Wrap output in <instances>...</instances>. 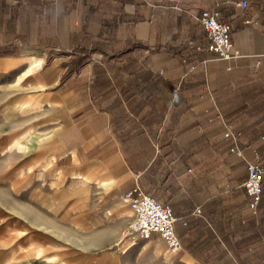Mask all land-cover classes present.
Returning <instances> with one entry per match:
<instances>
[{
    "label": "crops",
    "instance_id": "0c3cea01",
    "mask_svg": "<svg viewBox=\"0 0 264 264\" xmlns=\"http://www.w3.org/2000/svg\"><path fill=\"white\" fill-rule=\"evenodd\" d=\"M241 1L0 0L4 155L66 181L56 199L99 236L85 249L120 247L101 264H264V181L257 213L244 188L264 165V0ZM204 10L240 57L208 50ZM136 184L173 209L179 252L120 243Z\"/></svg>",
    "mask_w": 264,
    "mask_h": 264
},
{
    "label": "rangeland",
    "instance_id": "374dc122",
    "mask_svg": "<svg viewBox=\"0 0 264 264\" xmlns=\"http://www.w3.org/2000/svg\"><path fill=\"white\" fill-rule=\"evenodd\" d=\"M11 141L0 135V264H101L107 255L117 252L119 245L91 252L85 249L99 236L86 233L79 223L82 218L73 217L69 203L56 199L66 192V181L57 184L45 177L37 179L31 168L23 179L20 155H4L9 146H3ZM32 160L29 155L28 162ZM78 209L76 206V213Z\"/></svg>",
    "mask_w": 264,
    "mask_h": 264
},
{
    "label": "built area",
    "instance_id": "2783aa9c",
    "mask_svg": "<svg viewBox=\"0 0 264 264\" xmlns=\"http://www.w3.org/2000/svg\"><path fill=\"white\" fill-rule=\"evenodd\" d=\"M247 7L248 0L239 3ZM220 13L213 10H204L200 16V22L209 38L208 50L215 53L223 60L236 59L241 53L236 48L231 38V25L219 19ZM226 139L234 141L232 151L238 156H243V151L238 148V134L227 125ZM248 177L244 183L246 195L249 197V206L257 213L261 201L264 181V165L261 156L256 153L254 158L247 161ZM125 199L133 210V219L124 232L122 245H131L140 240L150 239L154 234L161 236L169 250L177 253L181 249V239L176 232L177 217L173 209L145 192L139 184L125 193Z\"/></svg>",
    "mask_w": 264,
    "mask_h": 264
}]
</instances>
